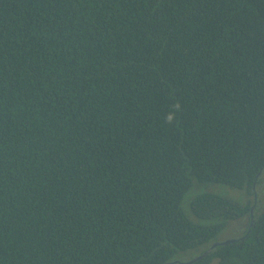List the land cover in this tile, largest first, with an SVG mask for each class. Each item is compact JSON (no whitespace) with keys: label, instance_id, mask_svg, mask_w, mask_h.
Segmentation results:
<instances>
[{"label":"trees","instance_id":"obj_1","mask_svg":"<svg viewBox=\"0 0 264 264\" xmlns=\"http://www.w3.org/2000/svg\"><path fill=\"white\" fill-rule=\"evenodd\" d=\"M263 184L264 0H0V264H264Z\"/></svg>","mask_w":264,"mask_h":264},{"label":"rangeland","instance_id":"obj_2","mask_svg":"<svg viewBox=\"0 0 264 264\" xmlns=\"http://www.w3.org/2000/svg\"><path fill=\"white\" fill-rule=\"evenodd\" d=\"M196 186V187H195ZM195 190L194 187L186 194L188 197V200L185 201L184 203L188 205L190 199L196 195L197 193L200 192H214L221 194L227 198L233 199V200H238L240 202H244V190L243 189H238L234 188L222 183H200V184H195ZM259 191V205L264 203V184L258 188ZM191 195V196H190ZM185 196V197H186ZM245 225V221L242 223L241 227ZM241 229L239 230V227L237 225V222H230L227 228L220 234L222 238H230L233 236H237L241 234ZM209 264H218V259H213Z\"/></svg>","mask_w":264,"mask_h":264},{"label":"water","instance_id":"obj_3","mask_svg":"<svg viewBox=\"0 0 264 264\" xmlns=\"http://www.w3.org/2000/svg\"><path fill=\"white\" fill-rule=\"evenodd\" d=\"M233 240H235V239H233V238H229V239H226V240H223V241H216V242L212 243V244H211V245H210L205 251H203L200 255H197L196 257H193V258L190 259V260H187V261H172V262H167V263H165V264H191V263H193L194 261L200 259L201 257L208 255L216 245L221 244V243H224V244H225V243H228L229 241H233Z\"/></svg>","mask_w":264,"mask_h":264},{"label":"flooded vegetation","instance_id":"obj_4","mask_svg":"<svg viewBox=\"0 0 264 264\" xmlns=\"http://www.w3.org/2000/svg\"><path fill=\"white\" fill-rule=\"evenodd\" d=\"M250 213L252 214L253 213V209L250 210ZM244 227V226H243ZM243 227L241 228V226L239 225V228L242 230Z\"/></svg>","mask_w":264,"mask_h":264}]
</instances>
